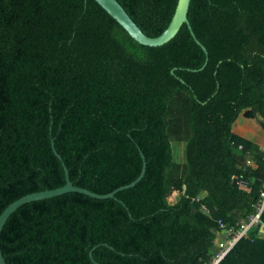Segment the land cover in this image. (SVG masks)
Segmentation results:
<instances>
[{
	"label": "trees",
	"instance_id": "trees-1",
	"mask_svg": "<svg viewBox=\"0 0 264 264\" xmlns=\"http://www.w3.org/2000/svg\"><path fill=\"white\" fill-rule=\"evenodd\" d=\"M117 1L157 37L178 0ZM187 18L194 37L183 24L150 47L95 0H0V215L64 186V167L73 186L116 191L18 207L0 233L7 264H211L256 212L264 151L233 127L264 132V0H190ZM216 264H264V233Z\"/></svg>",
	"mask_w": 264,
	"mask_h": 264
},
{
	"label": "water",
	"instance_id": "water-1",
	"mask_svg": "<svg viewBox=\"0 0 264 264\" xmlns=\"http://www.w3.org/2000/svg\"><path fill=\"white\" fill-rule=\"evenodd\" d=\"M95 1L128 33V35L133 40H135L141 45H146L150 47L161 46L167 43L168 41H170L177 34V32L179 31L180 27L183 24L187 25L191 35L194 37V34L191 31V27L189 25L188 18H187L190 0H178L177 1V5L175 7V11H174V14L171 18L169 25L157 37H148L145 34H143L140 28L130 18V16L126 13L124 8L120 5V3L117 0H95ZM195 41L198 45H200L201 49L206 53V49L204 48V46L201 45L200 42L197 41L196 39ZM142 159H143L142 170L136 181H138L144 173L145 163H144L143 156H142ZM64 171H65V176H66L65 177L66 183L64 186L53 189V190H45L42 192L32 193V194L26 195L14 201L13 203H11L0 215V233H1L2 227L5 221L7 220V218L18 207H20L21 205L25 203L36 201V200H42L46 198H51L53 196H58V195H61L67 192H78V193L85 194V195H88V196H91L97 199L111 198L116 192L114 191L112 193L100 195V194H96L94 192L88 191L87 189L73 186V184L69 181L67 177V171L65 167H64ZM135 182H132L131 184L121 187L120 189L131 187L135 184ZM261 228H262V232L264 233V225H262ZM89 256L92 257L91 252L89 253ZM0 264H7L2 256L1 249H0Z\"/></svg>",
	"mask_w": 264,
	"mask_h": 264
},
{
	"label": "rangeland",
	"instance_id": "rangeland-1",
	"mask_svg": "<svg viewBox=\"0 0 264 264\" xmlns=\"http://www.w3.org/2000/svg\"><path fill=\"white\" fill-rule=\"evenodd\" d=\"M234 128V132L240 136H244V138L250 139L252 142H255L258 146L262 145V139L264 138V132L261 131L257 122L253 120H247L240 116L236 121ZM172 153L175 157L174 160L176 162H184L183 158V145L181 146L180 143H175L174 141L171 142ZM182 147V150H181ZM177 197H179L178 192H172L170 197L168 198V202L172 204L176 201ZM260 232H262V228H259Z\"/></svg>",
	"mask_w": 264,
	"mask_h": 264
},
{
	"label": "built area",
	"instance_id": "built-area-1",
	"mask_svg": "<svg viewBox=\"0 0 264 264\" xmlns=\"http://www.w3.org/2000/svg\"><path fill=\"white\" fill-rule=\"evenodd\" d=\"M264 208V193L261 194V199L258 202L256 206V212L249 216L247 220H243L240 222L239 228L232 232H227V235H232L230 240H227V246H223L221 252L216 255V257L213 259L211 264H216L229 250V248L242 236L246 235V232L251 228L252 226H258V229L261 225H259V219L260 214L262 213V210Z\"/></svg>",
	"mask_w": 264,
	"mask_h": 264
},
{
	"label": "crops",
	"instance_id": "crops-1",
	"mask_svg": "<svg viewBox=\"0 0 264 264\" xmlns=\"http://www.w3.org/2000/svg\"><path fill=\"white\" fill-rule=\"evenodd\" d=\"M247 120H249V119H247ZM254 121V120H253ZM256 122V121H255ZM235 125V124H234ZM235 127V126H234ZM244 137V136H243ZM262 144H263V146L262 145H260L259 147H260V149H262L263 151H264V138L262 139Z\"/></svg>",
	"mask_w": 264,
	"mask_h": 264
}]
</instances>
